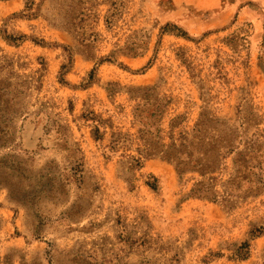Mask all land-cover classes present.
Wrapping results in <instances>:
<instances>
[{
    "label": "rangeland",
    "instance_id": "374dc122",
    "mask_svg": "<svg viewBox=\"0 0 264 264\" xmlns=\"http://www.w3.org/2000/svg\"><path fill=\"white\" fill-rule=\"evenodd\" d=\"M26 2L0 0V264H264V147L232 197L227 160L216 201L191 193L196 174L158 158L127 171L125 151L108 148L112 133H136L140 87L173 98L191 125L208 110L241 144L264 136V0H90L80 35L54 25L56 0L35 20ZM112 5L122 13L108 28ZM93 112L111 119L104 142Z\"/></svg>",
    "mask_w": 264,
    "mask_h": 264
},
{
    "label": "trees",
    "instance_id": "16d2710c",
    "mask_svg": "<svg viewBox=\"0 0 264 264\" xmlns=\"http://www.w3.org/2000/svg\"><path fill=\"white\" fill-rule=\"evenodd\" d=\"M46 2L47 0H27L23 17L27 20L39 18L38 13ZM89 6L92 7L90 0H56L54 8L60 14V20H55L54 25L70 34L80 35L82 32H87L88 21L93 17ZM111 9L113 11H109V13L112 11L111 15L106 19L108 28L114 26L116 19L122 13L116 5H112ZM94 19L97 17L94 16ZM84 35L81 37V42L79 41L81 45L89 48L95 44L91 41L94 34L90 36L91 39ZM2 38L10 45H17L27 36L6 34ZM34 42L40 46H45L46 43L43 40ZM130 46L126 45L124 49L129 50L132 57L138 56L140 50L143 51V47L136 42L131 43ZM122 49L117 52H122ZM65 51L71 61L73 54L69 48H65ZM112 61L113 57L102 60V62ZM129 96L134 103L131 116L132 124L137 131L134 134L112 133V140L108 147L113 153L120 149L125 151L124 157L128 160L127 171L142 170L145 161L161 159L174 164L181 179L190 174L200 177L191 191L196 198L216 201L218 193L214 188L215 183L219 181L218 176L227 167V160L231 159L234 168V173L224 185L229 197L240 189L241 182H249V177L255 169L259 168L254 165L256 161L254 154L259 156L261 151H258V147H264L260 140L264 139L263 135L258 134L257 138L243 141L241 144L242 138L239 137L235 126L230 121L211 114L208 110H203L196 122L191 125L187 115L172 113L173 98L161 94L157 87L135 88L129 91ZM84 119L94 124L92 133L94 140L104 142L105 131L113 128L111 119L105 120L94 112L90 116H85ZM2 134H6L5 129H0V135ZM2 137L0 136V144L4 141ZM132 152L136 155H132ZM149 178L153 182L149 181L145 184L156 191L159 180L155 176ZM249 247L247 243L242 248L248 250ZM247 253L246 256H241L243 260L247 259Z\"/></svg>",
    "mask_w": 264,
    "mask_h": 264
}]
</instances>
